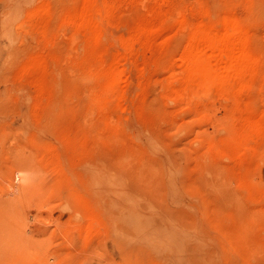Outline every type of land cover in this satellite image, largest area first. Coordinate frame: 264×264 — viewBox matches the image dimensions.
Wrapping results in <instances>:
<instances>
[{
  "label": "rangeland",
  "instance_id": "1",
  "mask_svg": "<svg viewBox=\"0 0 264 264\" xmlns=\"http://www.w3.org/2000/svg\"><path fill=\"white\" fill-rule=\"evenodd\" d=\"M0 264H264V0H0Z\"/></svg>",
  "mask_w": 264,
  "mask_h": 264
},
{
  "label": "bare ground",
  "instance_id": "2",
  "mask_svg": "<svg viewBox=\"0 0 264 264\" xmlns=\"http://www.w3.org/2000/svg\"><path fill=\"white\" fill-rule=\"evenodd\" d=\"M227 26H229V25H227ZM225 31V30H224ZM220 32V31H219ZM226 32V31H225ZM225 32H222V33H225ZM217 34H218V32H217ZM226 34V33H225ZM224 35V34H223ZM235 35V34H234ZM237 35V34H236ZM216 36V35H215ZM220 36V35H219ZM219 37H217V39H218ZM225 38V37H224ZM237 38V37H236ZM217 39H216V42H217ZM222 39V38H221ZM220 40V39H219ZM227 42H229V41H227ZM226 42V43H227ZM234 42V41H233ZM217 44H222V42L220 43V41H219V43H217ZM230 44H231V42H230ZM217 46V45H216ZM219 46V45H218ZM217 46V47H218ZM221 46V45H220ZM232 46H235L234 44L232 45ZM231 47V46H230ZM236 47V46H235ZM235 47H233L232 49H234ZM212 48V47H211ZM224 48H227V47H225L224 46ZM229 48V47H228ZM221 49V48H220ZM222 50V49H221ZM226 50V49H225ZM235 50V49H234ZM221 52V51H220ZM239 52V51H238ZM235 53V52H234ZM207 54V53H206ZM238 54V53H237ZM229 55V54H228ZM198 56V55H197ZM205 57V56H204ZM194 58H195V56H194ZM223 58V57H222ZM224 59V58H223ZM221 60L220 62H221V65L226 69V73H228L227 72V70H230L231 71V73H230V75L232 74V72H234L235 71V69H236V66H239V64L240 65H242L241 64V62H242V60L240 61L239 59H236V57H235V54L233 55H229V57L227 58V59H225V60ZM199 59L197 58V61L196 62H199L198 61ZM239 60V61H238ZM203 61V60H202ZM194 62V61H193ZM200 63V62H199ZM202 63V62H201ZM186 64V63H185ZM194 64V63H193ZM199 65V64H198ZM218 65H220V64H218ZM217 65V66H218ZM202 67L203 66H201V71L202 72H204V70L202 69ZM214 71V70H213ZM229 71V72H230ZM236 71H237V69H236ZM220 72H222L221 70H220ZM219 72V73H220ZM238 73V72H237ZM237 73H236V75H237ZM234 74V73H233ZM207 75V74H206ZM220 75L221 74H219V76L218 77H220ZM227 75V74H226ZM226 75H224L225 76V78L224 79H226ZM236 75H233V76H235V78H236ZM217 76V75H216ZM223 76V75H222ZM228 76V75H227ZM230 77V76H229ZM205 78V77H204ZM223 78V77H222ZM233 79V78H232ZM221 82H222V79L220 80ZM224 81H229V80H224ZM234 81V80H233ZM227 82H226V84H227ZM229 83V82H228ZM202 86V85H201Z\"/></svg>",
  "mask_w": 264,
  "mask_h": 264
}]
</instances>
